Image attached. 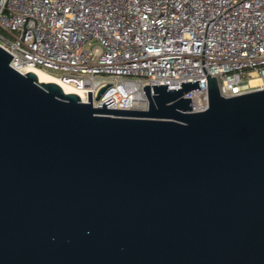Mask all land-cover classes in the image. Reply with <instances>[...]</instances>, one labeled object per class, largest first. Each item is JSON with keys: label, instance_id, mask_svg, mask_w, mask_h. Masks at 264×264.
<instances>
[{"label": "water", "instance_id": "1", "mask_svg": "<svg viewBox=\"0 0 264 264\" xmlns=\"http://www.w3.org/2000/svg\"><path fill=\"white\" fill-rule=\"evenodd\" d=\"M0 47V264H264V88L93 107ZM102 88L97 95L104 91Z\"/></svg>", "mask_w": 264, "mask_h": 264}, {"label": "built area", "instance_id": "2", "mask_svg": "<svg viewBox=\"0 0 264 264\" xmlns=\"http://www.w3.org/2000/svg\"><path fill=\"white\" fill-rule=\"evenodd\" d=\"M0 47L97 108L147 110L144 85L199 80L183 95L198 112L208 74L223 97L264 88V0H0Z\"/></svg>", "mask_w": 264, "mask_h": 264}, {"label": "bare ground", "instance_id": "3", "mask_svg": "<svg viewBox=\"0 0 264 264\" xmlns=\"http://www.w3.org/2000/svg\"><path fill=\"white\" fill-rule=\"evenodd\" d=\"M27 71L34 72L36 74L38 80L41 82H48V81L55 82V83L60 85V87L64 90V92H67V93L68 92H74L81 97L79 91H77L74 87H72L70 84L62 81L61 79L57 78L56 76H54L53 74H51L47 71H44L38 67H29L27 69ZM259 81L260 80L258 78H252L250 81V84L255 86L259 83Z\"/></svg>", "mask_w": 264, "mask_h": 264}, {"label": "rangeland", "instance_id": "4", "mask_svg": "<svg viewBox=\"0 0 264 264\" xmlns=\"http://www.w3.org/2000/svg\"><path fill=\"white\" fill-rule=\"evenodd\" d=\"M44 71L51 72L53 75H56V76H60V73L58 71H55V70L44 69Z\"/></svg>", "mask_w": 264, "mask_h": 264}]
</instances>
